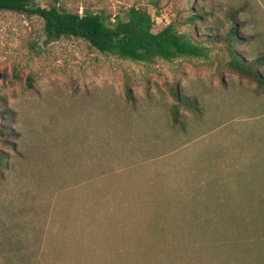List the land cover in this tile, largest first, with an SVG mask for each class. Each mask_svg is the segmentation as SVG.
I'll return each mask as SVG.
<instances>
[{
	"label": "rangeland",
	"instance_id": "374dc122",
	"mask_svg": "<svg viewBox=\"0 0 264 264\" xmlns=\"http://www.w3.org/2000/svg\"><path fill=\"white\" fill-rule=\"evenodd\" d=\"M36 3L113 18L140 7L207 56L133 62L0 12V155L11 160L0 242L15 245L0 264H264V88L229 68L224 41L237 24L238 51L264 53V4ZM173 87L197 102L180 107L183 129L170 117ZM214 242L227 244L217 257Z\"/></svg>",
	"mask_w": 264,
	"mask_h": 264
},
{
	"label": "trees",
	"instance_id": "16d2710c",
	"mask_svg": "<svg viewBox=\"0 0 264 264\" xmlns=\"http://www.w3.org/2000/svg\"><path fill=\"white\" fill-rule=\"evenodd\" d=\"M4 11L39 17L43 21V31L49 40L80 39L103 54L133 62L153 63L158 60L170 62L181 57L207 56L205 48L199 46L188 36L180 34L174 24L157 30L153 16L140 7H130L123 15L113 18L112 15L87 9L82 13L78 10L70 11L63 5L44 8L37 5L36 0H0V12ZM236 15L235 12L233 17ZM194 19L195 17L192 16L189 22H193ZM215 39L220 41L219 38ZM224 41L230 54L229 68L239 77L251 79L259 87L264 88V73L261 71L264 67V53L253 60H248L238 51L236 47L245 43V40L239 37L237 24H234ZM126 94L131 101L134 100L129 88L126 89ZM171 94L177 102L170 110L171 121L173 125H178L183 129L185 123L180 115V107L184 106L190 111H195L197 102L181 95L174 87L171 88ZM9 171H11L9 155L8 153L1 154L0 175L5 176ZM199 222L198 229L203 230L204 225L201 221ZM196 243L199 251L202 252L205 248L202 240ZM6 244L13 243L0 242V252L3 250L10 252L4 247ZM226 245V243H212L214 257L222 253ZM14 246L13 244L12 247ZM12 252H16V249ZM14 257L10 256L11 261ZM15 260L23 262L26 259L23 255L18 256L17 254Z\"/></svg>",
	"mask_w": 264,
	"mask_h": 264
},
{
	"label": "crops",
	"instance_id": "0c3cea01",
	"mask_svg": "<svg viewBox=\"0 0 264 264\" xmlns=\"http://www.w3.org/2000/svg\"><path fill=\"white\" fill-rule=\"evenodd\" d=\"M259 2H260V4H261V6H262V4H264L262 0H261V1L259 0Z\"/></svg>",
	"mask_w": 264,
	"mask_h": 264
}]
</instances>
